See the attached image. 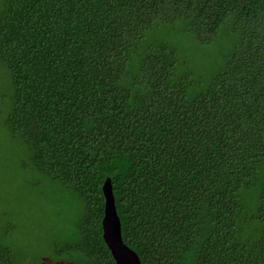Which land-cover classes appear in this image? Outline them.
I'll return each mask as SVG.
<instances>
[{"label": "trees", "instance_id": "obj_1", "mask_svg": "<svg viewBox=\"0 0 264 264\" xmlns=\"http://www.w3.org/2000/svg\"><path fill=\"white\" fill-rule=\"evenodd\" d=\"M181 24L233 46L208 83L150 33ZM8 126L74 193L73 264H116L103 239L112 179L142 264H264V0H5ZM0 264H15L0 245ZM69 264V263H64Z\"/></svg>", "mask_w": 264, "mask_h": 264}, {"label": "rangeland", "instance_id": "obj_2", "mask_svg": "<svg viewBox=\"0 0 264 264\" xmlns=\"http://www.w3.org/2000/svg\"><path fill=\"white\" fill-rule=\"evenodd\" d=\"M4 3L0 0V12ZM148 39L176 47L186 64L183 72L202 86L233 46L223 29L213 43L201 45L181 24L161 27ZM14 92L10 73L0 61V245L11 250L15 264H73L77 259L57 256L55 248L78 239L82 207L74 193L38 171L28 145L12 133L8 118Z\"/></svg>", "mask_w": 264, "mask_h": 264}, {"label": "water", "instance_id": "obj_3", "mask_svg": "<svg viewBox=\"0 0 264 264\" xmlns=\"http://www.w3.org/2000/svg\"><path fill=\"white\" fill-rule=\"evenodd\" d=\"M105 212L102 221L103 239L116 264H142L139 255L129 247L123 238L122 222L118 214L116 198L111 178L103 184Z\"/></svg>", "mask_w": 264, "mask_h": 264}]
</instances>
